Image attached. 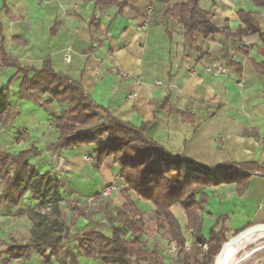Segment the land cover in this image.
<instances>
[{
	"label": "crops",
	"instance_id": "0c3cea01",
	"mask_svg": "<svg viewBox=\"0 0 264 264\" xmlns=\"http://www.w3.org/2000/svg\"><path fill=\"white\" fill-rule=\"evenodd\" d=\"M177 1L181 0H115L107 4H97L96 0H4L3 4L0 0L2 47L21 66L40 68L45 59L49 60L55 72L78 80L83 91L114 117L136 126L145 124L148 138L171 154H184L197 166L245 162L263 166L264 75L257 73L251 64V60L262 59L258 36L239 40L215 33L205 38L195 35L190 40L181 25L164 13L166 6ZM198 5L210 12L218 26H223L226 20L230 31L240 25L237 16L240 9L252 11L264 29V7L255 5L253 0H198ZM146 18L147 28L138 30ZM66 51L70 54L69 62L63 59ZM206 64L222 65L228 71L215 76L204 71ZM8 83L11 94L12 90L17 92L16 68L0 66V88ZM35 98L32 94L29 98L18 96L15 102L11 98L10 107L0 121V148L6 149L9 143L2 135L12 119L20 115V109H25L31 124L18 133L20 144L22 148L33 145L41 149L39 155L29 156V162L37 171L50 172L60 179L61 218L70 233L79 232L73 229L81 226V218L73 213L71 216V211L63 213L67 195L78 196L80 201L85 199L83 203L93 205L94 224L104 226L106 217L111 214L113 217L114 208L125 201L121 194L125 184L118 176V165L110 156L93 169L87 157H93L94 144L60 151L49 148L58 133ZM48 105L57 113L62 108L53 100ZM5 118V126H1ZM243 172L249 175L245 187L234 182L198 188V194L206 195L199 211L201 234L205 237L211 229H222L227 239L236 230L264 224V172ZM207 175L215 178L214 171ZM109 185L113 189L103 195V189ZM129 194L141 211L154 210L134 192ZM26 196L29 203H24ZM23 203L29 204L27 208L36 206L30 193L17 206L0 205V238L8 237L7 242L11 237L19 243L29 238L31 223L28 210L22 211ZM145 208L148 210L144 211ZM171 210L184 226L183 209L176 204ZM147 213H144L143 240L146 250L156 247L159 254L151 264H177L178 255L167 250L172 243L168 244L157 230L155 220L147 223ZM107 224L109 227L102 226L99 230L110 235L114 218ZM186 233L185 250L192 242L190 230ZM72 239L75 238L61 244L59 264H103L98 259L85 258L78 242ZM31 256L42 264L35 252ZM16 260L19 264L27 262ZM0 261L3 262V255Z\"/></svg>",
	"mask_w": 264,
	"mask_h": 264
},
{
	"label": "trees",
	"instance_id": "16d2710c",
	"mask_svg": "<svg viewBox=\"0 0 264 264\" xmlns=\"http://www.w3.org/2000/svg\"><path fill=\"white\" fill-rule=\"evenodd\" d=\"M2 2L4 4V0ZM96 2L107 4L115 0ZM253 2L264 7V0ZM164 13L181 25L183 34L190 40L195 35L205 38L215 33L222 34L225 39L239 40L256 34L260 40L258 52L262 59L259 62L251 60V64L257 73L264 75V29L252 11H237L240 25L233 31L229 30L226 20L223 26H218L211 19L210 12L199 7L198 0L174 2L164 8ZM0 66L16 68L20 98H29V94H32L37 101L45 96L44 101L36 103L50 116L51 124L58 133L49 148L60 151L81 144H94L96 149L90 161L91 167L99 168L111 156L114 164L118 165V176L125 184L121 190L125 201L120 207L114 208V224L110 227V235L91 227L71 234L61 218L63 196L60 179L50 172L37 171L28 160L29 156L39 155L41 149L33 145L17 152L0 148V205L17 206L26 193H30L36 201V206L27 211L31 223L28 240L19 243L11 237L3 250V262L16 258L27 261L35 252L42 264H59L61 244L75 238L85 258L98 259L103 264L154 263L159 254L156 247L146 250L143 240L144 212L132 200L129 194L132 191L139 199L154 207L157 230L168 244L174 243L178 248L177 264H212L227 239L222 229H211L207 237L201 234L199 211L206 195L204 192L198 194V188L234 182L245 187L249 175L243 171L264 172V165L245 162L225 163L220 167L197 166L184 154H171L145 135V124L136 126L117 119L105 107L95 103L83 91L78 80L55 72L49 60L45 59L40 68L21 66L5 54L1 36ZM52 100L62 107L59 113L48 105ZM10 102L8 83L6 87L0 88V121L9 109ZM16 140L19 141V138ZM212 171L214 179L207 175ZM176 204L184 211V226L171 210ZM187 230H190L192 242L185 250ZM240 231L236 230L234 234Z\"/></svg>",
	"mask_w": 264,
	"mask_h": 264
},
{
	"label": "rangeland",
	"instance_id": "374dc122",
	"mask_svg": "<svg viewBox=\"0 0 264 264\" xmlns=\"http://www.w3.org/2000/svg\"><path fill=\"white\" fill-rule=\"evenodd\" d=\"M17 97H18L17 92L15 90H12V94H11L12 101L15 102V100H17ZM44 100L45 99H43V97L39 99L40 102H42ZM7 118H5V120H3L1 126H5L4 124L7 120ZM30 124H31V122H30L29 118L27 117V111L25 109L21 108L20 109V115H16L12 119L11 126L2 135L4 140L9 143L6 145L7 147L5 150L10 151V152H17V151L24 148V147L22 148V146L20 144L21 138L19 137L18 133L21 131V129H24L25 127L28 128ZM16 137L20 138L19 141H14V138L17 139ZM16 148H18V149H16ZM67 196L65 199L66 202L63 203V210H62V211H64L63 213L67 212L69 214L71 211V216L73 213L77 217L79 216L81 218L80 219V222H81L80 225L81 226H79L78 229H76V230L73 229V231H80V230H83V228L86 229V228H90V227L94 228V229H101L102 228L103 225H101L99 223L94 224V209L95 208L93 205H91L90 203L88 204L86 201L83 203L82 201H84L85 199L80 201L78 196H72V195H67ZM28 198H29V196H26V198L24 199V203L30 202V198L29 199ZM89 201H92V200H89ZM24 203H23V206H21L23 208L22 211L31 209V208H27L29 206V204H24ZM147 210H148L147 208L144 209V211H147ZM147 212H149V213H147ZM147 212H144L145 214L147 213V215H148L147 216V221H148L147 223H149L150 220H155L154 210L151 212V210L149 209ZM24 214H26V212ZM92 215H93V217H92ZM106 220H107V222L105 223V225L103 227H105V226L109 227V225L107 223L113 222L112 214L110 216L106 217ZM69 222H70V224H72V222H73L72 217H70ZM21 225H23V224H21ZM95 226H97V227H95ZM81 227H82V229L79 230V228H81ZM21 231H22V229H20V232ZM259 233L260 232H256V233L252 234L251 235L252 238L247 240V241H244V239L241 241V248H239L237 255H236L237 264H264V235L260 236ZM255 234H256V236H255ZM234 235L235 234H229L227 236V239L233 237ZM22 236L23 235L21 233L20 238H22ZM7 238L8 237L0 238V257H2V255H3V250L6 246ZM72 241L77 242L75 239H72ZM38 259L39 258H37V260ZM39 262H40V259H39ZM26 263L37 264L35 258H33V259L30 258L29 260H27ZM26 263L24 262L23 264H26ZM0 264H19V262H17L16 259H12V260H9L6 262L0 261Z\"/></svg>",
	"mask_w": 264,
	"mask_h": 264
},
{
	"label": "built area",
	"instance_id": "2783aa9c",
	"mask_svg": "<svg viewBox=\"0 0 264 264\" xmlns=\"http://www.w3.org/2000/svg\"><path fill=\"white\" fill-rule=\"evenodd\" d=\"M147 25H148V19L146 18L144 21H142L140 23V25H138V30H145L147 28ZM64 61L65 62H69L70 61V54L68 51H66L64 53ZM204 71L206 72H209L210 74L212 75H215V76H219V75H223V74H226L227 73V68L222 66V65H216V64H206L204 65ZM124 77H127L128 78V75L127 74H123ZM159 83V82H158ZM133 96V95H130V97ZM87 160L88 161H91L92 160V157H87ZM113 189V185H109L107 187H105L102 191V194L105 195V194H108L111 190ZM204 247V246H203ZM177 246L176 244L172 243L169 245V248L167 249L168 252L172 253L174 256L177 255Z\"/></svg>",
	"mask_w": 264,
	"mask_h": 264
},
{
	"label": "water",
	"instance_id": "95a60500",
	"mask_svg": "<svg viewBox=\"0 0 264 264\" xmlns=\"http://www.w3.org/2000/svg\"><path fill=\"white\" fill-rule=\"evenodd\" d=\"M260 231H264V224H254L236 233L233 237L227 239L225 242L222 243L218 253L213 258L212 264H219L220 259L228 246L238 244L247 236Z\"/></svg>",
	"mask_w": 264,
	"mask_h": 264
},
{
	"label": "bare ground",
	"instance_id": "6f19581e",
	"mask_svg": "<svg viewBox=\"0 0 264 264\" xmlns=\"http://www.w3.org/2000/svg\"><path fill=\"white\" fill-rule=\"evenodd\" d=\"M259 235L263 236L264 235V231H260ZM255 236H256V234H255ZM251 238H252L251 235H249V236H247L244 239V241H247V240H249ZM239 248H241V242H239L238 244H233V245L228 246L225 249V251H224V253H223L222 257H221L219 264H237L236 255H237V252H238Z\"/></svg>",
	"mask_w": 264,
	"mask_h": 264
}]
</instances>
